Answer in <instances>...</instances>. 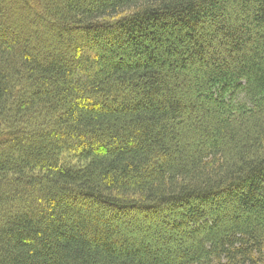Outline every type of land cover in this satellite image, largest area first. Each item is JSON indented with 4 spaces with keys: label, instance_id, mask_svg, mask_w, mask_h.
Listing matches in <instances>:
<instances>
[{
    "label": "trees",
    "instance_id": "16d2710c",
    "mask_svg": "<svg viewBox=\"0 0 264 264\" xmlns=\"http://www.w3.org/2000/svg\"><path fill=\"white\" fill-rule=\"evenodd\" d=\"M17 1L0 264H264V0Z\"/></svg>",
    "mask_w": 264,
    "mask_h": 264
},
{
    "label": "rangeland",
    "instance_id": "374dc122",
    "mask_svg": "<svg viewBox=\"0 0 264 264\" xmlns=\"http://www.w3.org/2000/svg\"><path fill=\"white\" fill-rule=\"evenodd\" d=\"M7 3V13L12 16L10 18H14L10 24L11 26L17 31L22 32L23 34H28L31 36L33 29L36 27V31L40 29V27L35 26L31 20H29L28 14L26 13L25 9L21 8L17 5V0H4ZM33 24V25H32ZM35 37V35H34ZM29 40V38H27ZM32 41L35 39L32 38Z\"/></svg>",
    "mask_w": 264,
    "mask_h": 264
}]
</instances>
